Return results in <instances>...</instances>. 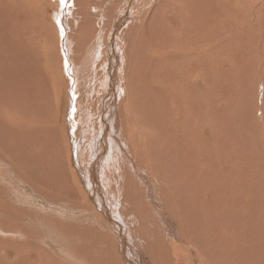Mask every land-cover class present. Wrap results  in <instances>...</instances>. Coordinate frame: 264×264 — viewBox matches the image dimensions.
I'll return each mask as SVG.
<instances>
[{
    "label": "bare ground",
    "instance_id": "bare-ground-1",
    "mask_svg": "<svg viewBox=\"0 0 264 264\" xmlns=\"http://www.w3.org/2000/svg\"><path fill=\"white\" fill-rule=\"evenodd\" d=\"M21 1L23 0H19V2ZM42 1L40 4H32L27 16L23 9L25 4L23 3V6L18 4L17 12H15L19 14L16 19L13 18L14 20L9 25L8 33L11 36L12 44L8 45L9 48H5V56H0V60L7 61L6 66L9 67L5 77V82H9V89L5 90L6 110L4 113H0V122L6 128V131H3L7 140L10 139L13 142L11 146H14L13 140H16L18 128H21V132H32L36 142H31L30 151L32 154L30 157L34 155L35 158H32L29 164L33 166L39 167L40 165L41 168L42 157L40 162L37 160L39 156L45 155V151H48L50 146L56 148L54 149L55 153L63 148V158L58 157L64 161L65 165L59 167L60 164H58L57 173L61 172L60 168L62 172H66V179L63 181L70 180L73 185H76L74 191L81 193L84 211L90 212L93 221H97L96 224L93 223L97 228L92 229L97 234L101 233V235H97L96 243L102 248V251L106 252L103 262L112 260V264H264L263 240L262 243L259 242L262 245H253L251 242V235L259 232V228L254 223L255 220L260 219L259 216L257 217L255 210H250L251 213H249L246 211V207L243 208L240 205L243 209L238 211L239 214L235 212L238 214L235 221L224 218L228 216L230 211L233 213L234 210L231 209L232 207L230 209L221 207L222 204H218L220 199H216L217 201L211 199L213 196L218 198V195L224 193L222 186H218V183L222 184L221 180L214 183V178L212 179V176L217 174L215 173L217 161L206 160L207 157L215 155L214 149L216 148L213 147V141H211L212 128L209 126V120L213 121L212 117H209L213 110V101L211 97H207L206 89L209 87L206 84L214 82L209 79V73H216L218 67L220 70V67L228 68L232 65L233 55L238 51V49L234 50L233 42H237L240 47H246L249 30L253 33L257 32L258 43H255V48H259L264 61V53L262 54L264 51V45H262L264 0L251 1L253 17L249 14L246 16L245 13L237 17L235 5L239 6V3L232 0H64L63 3L61 0ZM239 2L240 6L245 3L242 0ZM218 3L224 6L221 8L219 16H216L217 6H220V4L217 5ZM11 5L8 6L10 8H7L14 9L15 4L11 3ZM110 9H112L111 13H109ZM158 11L160 12L159 17L155 14L156 12L158 14ZM21 15H23V19H21ZM234 31L239 34L236 38H234ZM156 32L163 33L165 36L161 38ZM35 34L40 35V37H33ZM137 34H141V38H138ZM21 39L24 41H20ZM43 39L49 43L45 50L44 64L46 68L44 73L48 75L49 82L54 88L52 90L54 93L49 89H47V93L49 90L53 100L54 98L56 100L53 104L52 101L48 102V97H45L46 102H42L44 105L41 104L40 94V91L43 92V87L35 83L39 72L36 65L37 62H40L37 53L39 44H42ZM15 42L17 44H14ZM150 46H155V48H149ZM23 47L25 56H20L17 53L19 52L18 48ZM27 47H31L32 52ZM147 48L149 51L145 53ZM78 49L80 54L76 56ZM241 50L243 49L241 48ZM0 53L2 52L0 51ZM143 55L149 58L150 65L138 64ZM173 57L176 60L175 68L168 69L167 63ZM100 61L102 62L101 75L97 78L98 71L96 73V70H98ZM224 77H226L225 74ZM96 79L101 84L108 86H99L104 89L108 98L103 104L100 101L102 116L99 121L102 124V131L93 134L100 135L95 143V139H90L94 143L90 147L86 144L89 140L86 137L87 142L84 143L83 141L85 148H81L82 138L84 140L82 133L85 129H81L83 126L81 121L87 126L90 123L89 115L91 116L92 110L87 100L89 95L93 94L92 91L99 92V90L82 89L81 85L78 89V85L82 83L91 84V82L95 84ZM245 82L247 83L248 80ZM153 87L154 90H152ZM186 94L191 99L188 107L195 112L194 120L189 122L191 124L189 128L188 126L185 128L184 117L180 118L183 114L180 101H182V97L187 96ZM95 95L99 98L101 94L99 92ZM137 96L138 99H136ZM89 101L92 102L94 99L91 97ZM82 103L83 105H81ZM130 107H138V115H144L146 123L143 122L142 118L134 119ZM54 108L55 111H59L63 123L56 120L58 113L55 117H53L52 112L50 113V110L54 111ZM204 108H210L205 111L207 117L201 115ZM13 110L18 111L14 112ZM47 110L53 115L50 118L42 115ZM67 116L73 117V122L81 124V126L80 124L78 126V123L72 124L71 127L74 125L77 128L74 134L65 130ZM70 124L68 123V126ZM122 127H124L127 136H123L120 142L117 133ZM145 129L152 134L151 144L145 139V134L141 135ZM54 133L59 134L57 136L61 140L59 139L58 143L60 142L62 147L57 144ZM85 133L88 136L87 134L91 132L85 131ZM48 135L53 136L55 140L51 141ZM73 135L74 138L76 137V143ZM88 137L91 138V136ZM205 137L209 139V142L203 144L201 138ZM31 139L33 140V138ZM122 139H124L126 147L123 146ZM89 145L91 144L89 143ZM6 147L5 145V149ZM86 147L89 148L86 149ZM52 148L50 153L55 155ZM82 149L84 152L86 151L85 154ZM71 153H73V158H71ZM22 154L23 160L21 159ZM22 154L19 153V156L14 153L12 159L19 158V164L24 167L26 164L24 150ZM12 156H9V159ZM46 156L48 158L49 155ZM45 157L43 156V158ZM70 158L72 159L71 162H69ZM7 164L15 165L12 161H8ZM220 167L223 172L228 170L227 165H220ZM128 170H131L132 174H137L138 179L131 178ZM9 175L11 179L15 178V181L21 183L23 181L24 185L25 175L12 168L9 170ZM229 175L232 174H224V181H231V179L228 181ZM110 178H113V181H109ZM206 179L211 183V189L206 187L209 185L205 183ZM79 182L85 190L84 193L78 185ZM17 184H13L12 190H15L14 187ZM137 192L141 193L139 195V199H142L141 204L137 202ZM68 193L71 194V192ZM207 196L211 200H208ZM16 198L18 199L17 196ZM86 200L95 207L98 213ZM201 201L203 203L201 206L196 207L194 205ZM245 206H247L246 203ZM89 208L92 209V212L89 211ZM120 210H125L126 218L131 217V219L132 214L139 215L141 213L148 218L153 215V219L157 220L159 225V228L154 225L155 232H160L156 234L153 231L148 240L149 243L144 242L141 238H137V242L134 243L128 239L127 232L129 230V233L133 235L137 228L135 226L129 227L123 218L120 219ZM204 217L207 219L206 222H203ZM217 225L221 226L218 231L215 227ZM258 225L260 224L258 223ZM150 227L148 225L147 229L150 230ZM214 227L217 232L221 231L218 233L219 245L218 241H215L217 238L214 239L213 234H211ZM229 228L232 230L236 228L237 232L242 233L241 237L239 236L240 240L236 239L237 247L250 249L252 251L250 254H241L242 256H239L240 258L237 260H234L236 257L231 258L232 252L231 257L228 255L229 248L233 247L228 241L231 239H229V234L226 235V231L230 230ZM213 233L216 234V232ZM234 234L231 235L235 237ZM61 236L64 237V235ZM215 237L217 236L215 235ZM232 239L234 240L232 242L237 244L235 239ZM34 240L37 241L38 239ZM39 242L41 243V241ZM44 245L46 246V244ZM144 245L148 247L144 248ZM52 246L49 247L53 250ZM54 247L55 252L52 251L50 257L46 253L54 262L46 260L40 264L58 263V260H54L58 258L56 257L58 255L57 247ZM63 247L65 248V245ZM87 247L86 244V250ZM108 247H111L113 254L107 250ZM34 250L36 249H32L30 253L32 254ZM37 253L40 256L43 254L39 251ZM78 253L81 254L82 252ZM65 254L72 255L69 251H66Z\"/></svg>",
    "mask_w": 264,
    "mask_h": 264
},
{
    "label": "rangeland",
    "instance_id": "rangeland-1",
    "mask_svg": "<svg viewBox=\"0 0 264 264\" xmlns=\"http://www.w3.org/2000/svg\"><path fill=\"white\" fill-rule=\"evenodd\" d=\"M0 1H1L0 2V51L2 52V53H0V56H5V52H4L6 50L5 48H7L8 45L12 44L11 40H10L11 36L8 33V28H9V25L11 24V22L14 20L13 18L16 19L18 14H19V13L18 14L16 13L17 12L16 9L18 8V4L20 6L21 5L23 6L25 4V8L23 6V9H24L26 16H27L28 10L30 9L29 7H31L32 4H35V3L40 4L43 1L42 0H40V1L39 0H23V1H21L22 3L19 2V0H15V1L9 0L10 2H7L8 0L7 1L6 0H0ZM232 1H234L235 3L236 2L239 3L238 4L239 6L235 5V8H236L235 11H236L237 17L243 13H245L246 16L249 14V16L253 17L252 12H251L253 10V8H252L253 6L250 4L251 1H253V0H242L243 2H245L244 4L242 3V6H240L239 0H236V1L232 0ZM11 3L15 4L14 9L13 8L8 9V8H10L8 6H12ZM16 4H17V6H16ZM219 4L220 3H218L217 5H219ZM220 6H217L218 9L216 12V16H219V13L221 12V8L224 5L220 4ZM111 10L112 9L109 10V13H111ZM246 12H248V13L246 14ZM10 13H12V14H10ZM155 14L157 17L160 16L159 11H158V14H157V12ZM262 16H264V14ZM20 17H22L21 19H23V15H21ZM244 22H246V20H244ZM37 32H38V30L36 31V33ZM234 32H235L234 38H236L237 35L239 36V34L236 31H234ZM248 32H250V33H248L249 34V39H248L249 41L248 40L246 41V43L248 42L246 47H240L239 44L237 45V42L236 43L233 42V46L235 47L234 50L238 49V51L236 52L235 55H233L234 60H232V62H233L232 65L228 66V68L227 67H224V68L220 67V70L218 67L216 69V73H212V72L209 73V75H210L209 79H212L214 81L213 83H207L206 84V86L209 87L208 89H206V92L208 93V95H207V93H206V95H207V97H211L212 101H213V110L209 114V117L211 116L213 121L209 120L210 121L209 126L212 128L211 141H213L214 143L216 142L217 145L212 142L213 147L214 146L216 147L214 149L216 156L215 155L213 157L209 156L210 158L207 157L206 160L207 161L215 160V162L217 161L218 164L216 163L217 165L215 167L216 168L215 173H217V174L214 175L215 177L212 176V179L214 178L213 179L214 183H218L221 180L222 184L218 183V186L219 187L222 186L221 188H222V192L224 194H222V193L221 194L224 198H226V199H224V198L222 199V196L220 194V195H218V198L216 196L215 197L213 196V197H211V199L213 201H217L218 199H220V201L218 200V204H220V205L222 204L221 207H223V208L226 207V209H227V207H228V209H230V207H232L231 209L234 210L233 211L234 214L232 213V211H230L228 216L224 217L227 220L235 221L238 217V214H239L238 211L240 209L245 208V207H246L245 209H247L246 211H248L249 213H251L250 210H253V211L255 210L257 217L259 216V218H260L259 220L254 221L257 228H259V232H256V233L251 235V242L253 245H255V244L262 245L260 243H262V242L264 243V230H263L264 229L263 228L264 227V208H263L264 207V180H263L264 179V172H263L264 171V154H263L264 153V63L263 62L264 61L262 60L263 56L260 54L259 48L258 49L255 48V43H258V36L256 34L257 32L253 33L251 30H249ZM156 33L161 38L165 36L163 33H158V32H156ZM140 35L137 34V37L141 38ZM34 36L40 37V35H36V34L33 35V37ZM143 39H144V37H143ZM243 39H245V38H243ZM262 39H263L262 45H264V30H263V38ZM137 40H139V39H137ZM20 41H24V40L21 39ZM233 41H235V40L233 39ZM249 43H250V45H249ZM14 44H17V43L15 42ZM48 45H49V43H47L45 41V39H43L42 44H39V51L37 53V58L39 59L40 62L39 63L37 62V65H36V69L39 68V72L37 75L38 78H36L35 83L37 85L40 84V86L43 87V92L40 91L41 98H42V101H41L42 105H44V103H42V102L45 101L44 100L45 97L49 98L48 102L52 101L53 104H54V102H56L55 98H54V100H55L54 101L53 97H52V93H54V91L52 92V90L54 88L52 87L51 82H49L48 75H46V73H44L45 68H46L45 64H44V56H45V50L47 49ZM242 46H243V44H242ZM257 46H258V44H257ZM151 47L155 48V46H150L149 48H151ZM27 48L28 49L30 48L29 50H31V47H27ZM149 48H147L145 50V53H147L149 51ZM241 48L243 50H241ZM51 50H52V47H51ZM263 50H264V48H263ZM8 51L11 52L10 50H8ZM18 51L19 52H17V53L20 56L24 55L23 54L24 53V47L18 48ZM31 52H32V50H31ZM47 52L50 53V51H48V50H47ZM263 53H264V51H262V54ZM79 54H80V50L78 49L76 56H79ZM204 54L207 55V53H204ZM25 61H27V60H25ZM6 62L4 59L0 60V113H4L6 110L5 109V96H6L5 90L9 89V82H5V79H6L5 77L7 76L6 75L7 74V68H9L8 66H6ZM138 64H142L144 66H146L147 64L150 65V60L148 57L143 55L142 60L140 62H138ZM175 64H176V60L173 57L169 60V63H167L168 69H174ZM101 65H102V62L100 61L99 66L97 68L98 70H96V73L98 71V73H97L98 76H96L97 78H99L100 77L99 75H101ZM217 71H218V73H217ZM220 71H221V73H220ZM235 71H236V73H235ZM89 73H90V70H89ZM224 74L226 77H224ZM40 75H42V76L40 77ZM229 77H231V78H229ZM241 77H242V79H241ZM246 78L248 80L247 83L245 82V81H247ZM219 79H220V81H219ZM95 82L98 84H96V83L92 84V82H91V84L90 83H82L83 85L82 84L78 85V89H79V86L81 85L82 89L93 88L92 90H96V91L99 90V92L101 94L100 97L97 98L95 93H99V92L92 91L93 94H90V92H89V94H90L89 99H91V97H92V99H94V101H92V102L89 101V99L87 100L89 105L91 106V109H92L91 110V116L92 117L89 115V117L92 120L91 121L89 118V122L91 124L88 122L91 126L89 127L88 126L89 124H87V126H85V123H83V121H81V124L83 125V126H81V124L79 122H73V117L67 116V118H68L67 120L65 119L66 117L64 118L67 121V122H65V120H64V122L67 123V124H65V125H67L65 128L66 132L70 131V132H72L71 134H74V132H76L75 129H77V128H75L74 125H73V127H71V126H72V124L76 125V123H78L77 124L78 126L80 124V126L82 128L81 127H79V128H81L82 130L85 128L84 133H82L83 134L82 137H84V140L82 138V142L80 143V146L82 145L81 148H85L84 143H86L88 139H89L88 143H86L87 146H89V147L92 146L97 141L96 139H98V136L100 135V134H96V135H93V134H95L97 131H98L97 133H101V131H102V124L99 120L102 116V104L104 101H107L106 100L107 95L105 94L104 89L100 88L99 86H103V87H108V86L107 85L105 86V84H101L97 79L95 80ZM86 84L88 85L87 87H86ZM89 84H90V87H89ZM154 87L152 88V90H154ZM47 89H49L52 93L49 92V90L47 93ZM44 91H45V93H44ZM186 95L187 96H185V98L182 97V101H180V108L183 112V114H181L180 118L184 117L185 128H187L186 126H188V128H189V126H191V124H190L191 121L194 120L193 115L195 114V112L190 107H188V106H190L191 99H189L190 96H188V94H186ZM206 95H205V97H206ZM101 98H103V99H101ZM138 98L139 97L137 96L136 99H138ZM100 101H102V104ZM18 103H19V100H18ZM88 103H86V105H88ZM81 105H83V103ZM185 106H186L187 112L185 111ZM17 107H19V106H17ZM209 109L210 108H208V109L204 108V110H202V112H201V115H204L207 117V114L205 111L209 110ZM49 110L44 112L45 115H44V113L42 115L44 117L48 116V118H50L53 115H54L53 117H55L58 113L56 120L59 123H63V119H62V116H60L59 111L58 112L55 111V108H54V111L51 109L50 113L51 112L53 113V115H51L48 112ZM13 111L16 112L18 110H13ZM130 111L133 113L134 119L142 118L143 122L146 123L144 115H142V116L138 115V107L137 108L130 107ZM185 116H186V118H185ZM54 120H55V118H54ZM186 121H188V122H186ZM206 122L208 124V120ZM68 123H71V124L68 126ZM210 123H211V125H210ZM3 128H4V124H2L0 122V236H1L0 237V261H1L0 264H4V263L5 264H11V263L12 264H40L46 260L47 261L52 260V258H49V257L51 256L52 251L55 252L54 246L57 247V254L58 255L56 256V254H55V256L58 258L54 259V260H58L57 264H83V263L84 264H112V262H113L112 260H108L106 262H103L106 252H104V250L102 251V248L96 243L97 235H101V233L97 234V232L93 231L92 228H97V226L94 225L93 223L96 224L97 221H95V222L93 221V219L91 217L92 214L90 212L84 211L85 207H84V205H82L83 198H82L81 193H76L74 191L76 185H73V183H71L70 180L63 181L64 179H66V175H65L66 172L65 173L62 172V169L60 168L61 172L57 173V171L59 170L57 168L63 167L65 165L64 161L59 158V157L63 158V156H64L63 148H60L57 151L58 152V155H57V152L55 153V150H54L56 148H54V147L52 148L50 146L48 148V151H45V155L39 156V159L37 160V162H40L41 157L44 160L45 163L43 162V160L41 162V168H40V165H39V167L33 166V165L29 164L30 161L32 160V158H35L34 155H32V157H30V155L32 154V152L30 151L31 145H32L31 142H36L35 137L33 136L32 132H29V131H28V133L27 132H21L22 131L21 128H18L17 129L18 135L15 136L16 140H13L14 146H11L13 142L10 141V139L7 140L6 135L3 131V130L6 131V128H4V129ZM18 131H20L21 133ZM85 131L91 132V133L87 134L88 136H91V138H89L88 136L85 135L86 134ZM27 134H29V135H27ZM143 134H145L144 135L145 139L151 144V142H150V139H152L151 132L149 130L145 129L141 132V135H143ZM30 135H31V137H30ZM57 135H59V134L57 133ZM57 135L54 133L55 139L57 140V144L60 145L61 143L60 142H59L60 144L58 143L60 138ZM48 136H46V137H48ZM96 136H97V138H95ZM123 136H127L124 127L120 128V132L117 133V138L120 140V142H121V138ZM49 137H50L49 139H51V141L55 140V139H53V136H49ZM92 137H94V138H92ZM31 138H33V140ZM73 138H74V135H73ZM29 139H31V141H28ZM90 139L91 140L95 139L94 143ZM214 139H216V140H214ZM74 140L76 143V137L74 138ZM122 140H123V146L126 147V143H125L124 139H122ZM201 140H202V143L204 142L203 144L209 142V139L206 137L203 139L201 138ZM4 141L5 142L7 141V142L5 143ZM83 141H84V143H83ZM51 143L53 144L54 142H51ZM55 143H56V141H55ZM82 143L84 144V147H83ZM89 143L91 145H89ZM5 145L7 146L6 147L7 150L5 149ZM58 145H57V148H59ZM131 146H132V144H131ZM15 147L16 148L18 147L19 149L17 150ZM21 147L24 150V156L26 155V159H25L26 164H24V167H26V168H24L22 165L19 164V158L12 159L14 157V156H12L14 153L15 154L17 153L18 155H19V153L22 154L23 150L21 149ZM51 148H52V152L56 156L50 153ZM88 148L86 147V149H88ZM243 148H245V149H243ZM9 150H10V152H8ZM12 151H13V153H12ZM18 151H20V152H18ZM216 151L218 154L216 153ZM29 152H30V154H29ZM82 152L85 154L86 151L84 152V149H82ZM46 153L49 155L48 158L46 156L47 155ZM49 153L51 154L52 160H51ZM72 154L73 153H71V158H73ZM253 154H255V155H253ZM9 156H12V157H10V159H9ZM21 156H22L21 159L23 160V154ZM43 156L44 157L46 156V157L43 158ZM232 156H234V157H232ZM225 157H227L228 160H227V158L224 159ZM71 158L69 159V162H71L70 161V160H72ZM214 158H216V159H214ZM218 159H219V161H218ZM8 161H12L13 164H15V165H12L13 167L8 165L7 164ZM238 161H240V162H238ZM58 164H60L59 167H58ZM182 164H183V162L181 163V166H182ZM51 165H53V166H51ZM220 165H224V166L227 165V169H228L227 171H229V172L224 171L225 172L224 173L222 171ZM48 167H50V168H48ZM52 167L56 168L57 170L52 168ZM10 168H12L13 170L15 169L18 173H22L23 175H25L24 185H23V181L21 183L20 181L19 182L15 181L14 180L15 178L11 179V177L9 175ZM49 169H51V170H49ZM53 169H54V172L56 170L55 174L53 172ZM39 171H41V172H39ZM226 172L228 174H230V173L232 174V175L228 176V181H230V179H231L230 182L224 181V179H223L225 177L224 174H227ZM60 173H61L62 177H61ZM128 173H129V176L131 178L138 179L137 174H132L131 170H128ZM36 174H37V176H36ZM12 176L14 177V175H12ZM33 178H35V179H33ZM109 181H113V178H110ZM17 182H18V184H17ZM208 182L209 181L206 179L205 183L209 184V185H206V187L207 188L209 187L208 189H211L212 185L210 182L209 183ZM15 183L17 184V186L14 187L15 190L14 189L12 190V186ZM241 183L242 184L247 183L245 185L246 187L243 186L244 184L242 185ZM78 185L81 187V191H83V193H84L85 190L82 188V185L80 182L78 183ZM126 185H127V183H126ZM225 185H227V186H225ZM259 186H261V187H259ZM243 187H245V188H243ZM70 188H73V189H70ZM252 189H253V191H252ZM76 190H78V189H76ZM239 191H242V192L239 193ZM11 192H14V194H16L18 199L16 198V196H14V194H11ZM68 192H71V194H69ZM27 193H28V195H27ZM208 193H209V191H208ZM140 194L141 193H139V192L136 193V196H138L137 202L139 204H141L140 201L142 200V199H139ZM213 194H214V192H213ZM243 197H244V199H243ZM86 198H87V195H86ZM206 198L208 200H211L208 198V196ZM249 198H250V200H249ZM231 199H232V201H231ZM245 199H246V201H245ZM203 200L205 201L206 199H203ZM247 200H249L250 202ZM86 201L89 205H91L95 209V207L92 204H90V202L88 200H86ZM202 201L199 203H195L194 205L196 207H199L204 203V201H203V203H202ZM227 201L228 202L230 201L229 204H231V205H229ZM243 201H245V202H243ZM252 201H254V202H252ZM245 203L247 206H245ZM42 207H43V209H42ZM236 209H238V210H236ZM261 209H262V211H260ZM89 211L92 212V209L89 208ZM95 211H97V210L95 209ZM68 212H69V214H68ZM235 212H237L238 214H236ZM97 213H98V211H97ZM95 215L98 216V214H95ZM119 216H120V219L123 218V220L125 221V223L129 227L135 226L137 228V231L134 232L133 235H131L129 233V230L127 232L128 239L132 240L134 243H136L137 240L140 238L144 242L147 241L149 243L148 240H149V238H151L153 231L156 234H158L160 232V231L155 232L156 228H154V225L155 226L157 225L158 228H159V225H158V221L153 219V215H151L150 218H148L146 215L141 214V213L139 215H137V214L133 215L132 214V219H131V217L126 218L127 213L125 210H120ZM98 217L102 218L101 216H98ZM231 217H233L234 219ZM61 218H63V219H61ZM206 221H207V219H206V217H204L203 222H206ZM218 223H219V221H218ZM258 223L260 225H258ZM148 225L151 226L150 230L147 229ZM215 227H216L217 231L221 228V226L219 227L218 225ZM215 227L213 228V232H216V234L212 232L211 234H213V236L211 234L210 235L214 239L217 238V240H215V241L216 242L218 241V245H219L220 240H218V239H220V237H218V235H219L218 233L221 231L217 232ZM229 229L231 231L227 229L228 231H226V235L229 234L228 235V236H230L229 239L230 238L231 239L228 241L231 242V243L230 242L229 243L233 247H231V249L229 248L230 251L228 250V255L231 257V255L233 254V256L231 258L234 259L236 257V259H234V260H237V258H240L242 255H246V253L250 254L252 252L250 249H242V248L240 249V247H237L238 242L236 241V239L239 241L240 237H241L240 235L242 233L237 232L236 228H234L233 230L231 228H229ZM52 230H54V231H52ZM261 230H263V231H261ZM14 232H16V233H14ZM65 232H67V233H65ZM78 234H80V235H78ZM231 234H234L235 237ZM61 235H64V237ZM159 235H161V234H159ZM215 235L217 237H215ZM81 236L83 239L82 238L79 239V237H81ZM231 236H233V237H231ZM236 236H238V237H236ZM232 238L235 239V241H236L235 243H237V244H234V242H232V240H233ZM34 239H38L37 240L38 242ZM15 241H16L17 245H16ZM39 241H41V243ZM13 243H14V245H13ZM44 244H46V246ZM86 244L88 245L87 250L85 248ZM52 245H54V246H52ZM63 245H65V248L63 247ZM34 246L37 248H35ZM49 246H52L53 250ZM43 247H45V248H43ZM143 247L145 248L148 246L144 245ZM110 248L111 247H108L107 250L111 251V253L113 254V251ZM233 248H236V249H233ZM32 249H36V250L32 251V254H31L30 251ZM45 249H47V250H45ZM37 251L42 252L43 253L42 256L38 255ZM66 251L71 252L72 255L65 254ZM78 252H82V253L79 254ZM231 252H232V254H231ZM46 253H48L49 257L46 255ZM14 256H16V257H14ZM27 256H28V258H27ZM40 258L43 260H41ZM111 258H112V256H111ZM37 260H39V261H37ZM15 262H17V263H15ZM114 264H116V263H114Z\"/></svg>",
    "mask_w": 264,
    "mask_h": 264
},
{
    "label": "snow or ice",
    "instance_id": "snow-or-ice-1",
    "mask_svg": "<svg viewBox=\"0 0 264 264\" xmlns=\"http://www.w3.org/2000/svg\"><path fill=\"white\" fill-rule=\"evenodd\" d=\"M61 2L63 3V2H64V0H61Z\"/></svg>",
    "mask_w": 264,
    "mask_h": 264
}]
</instances>
